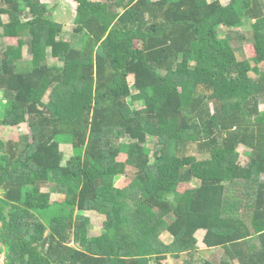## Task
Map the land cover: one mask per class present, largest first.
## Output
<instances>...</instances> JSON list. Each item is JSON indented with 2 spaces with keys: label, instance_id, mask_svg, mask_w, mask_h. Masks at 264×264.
Masks as SVG:
<instances>
[{
  "label": "trees",
  "instance_id": "trees-1",
  "mask_svg": "<svg viewBox=\"0 0 264 264\" xmlns=\"http://www.w3.org/2000/svg\"><path fill=\"white\" fill-rule=\"evenodd\" d=\"M73 1L0 0L4 264H264V0Z\"/></svg>",
  "mask_w": 264,
  "mask_h": 264
},
{
  "label": "rangeland",
  "instance_id": "rangeland-1",
  "mask_svg": "<svg viewBox=\"0 0 264 264\" xmlns=\"http://www.w3.org/2000/svg\"><path fill=\"white\" fill-rule=\"evenodd\" d=\"M43 3H45L46 5H48V8L50 9V12L48 13V15L55 21H57L58 23H60L63 28H64V32H70L72 29V24H73V15H74V10H75V6L76 3L73 0H41ZM222 3H226L228 0H221ZM250 29V26H244L242 28H240V32H245L247 30ZM233 31V30H232ZM66 33V34H68ZM233 32H232V36H233ZM236 40V39H234ZM236 44V48H237V54L238 57L240 58H245L247 57L249 60H251L252 64H255L254 61V52L252 49V45L251 42H249L248 40H244V39H237L235 42ZM5 44H16V39L15 38H6L3 37L0 33V45H5ZM19 56L23 59L22 62H26V59L28 58L27 55V51H26V47L22 46L19 49ZM251 76H254L253 72L251 73ZM128 83L130 85H132L133 83V76L129 75L127 77ZM2 99V94L0 93V116L2 115V107H3V103L4 101L1 100ZM261 109L264 108V105H261L260 107ZM31 134V129L30 127L26 124H20L18 126H14V127H9V128H5L3 126H0V138L3 141H6L8 139H12V140H16L19 136L21 135H26L27 137H30ZM60 148L62 151H64V157L65 159L68 158L71 155V151H72V147L70 144H61ZM238 151L241 153L242 159L244 160L246 155L248 154V151L240 146L238 148ZM119 183H126L128 182V177L124 176L121 177L117 180ZM197 183V182H196ZM191 185H185V184H181L178 187V191H182L185 188L190 187ZM54 188L53 184H48L44 187H42L43 191H50L51 193V200L52 201H60L63 199V194L58 193L54 190H52ZM0 196H1V191H0ZM85 216H87L89 218V233L91 235H97L99 234V232L101 231V227H102V221H103V216L100 215L97 212L94 211H87L84 214ZM1 226V224H0ZM204 231L203 230H199L196 233V237L198 239V256L203 257V258H211V257H215L217 256L216 249H211V248H207L206 246H204L202 244V237H203ZM161 239L165 242L168 243L171 240V237L168 235V233H163L161 235ZM73 244V242H70V245ZM183 259H184V255L182 257H178V258H174L171 256H168L166 260L162 261L161 264H182L183 263ZM5 261V255L3 252L0 253V264H4Z\"/></svg>",
  "mask_w": 264,
  "mask_h": 264
},
{
  "label": "water",
  "instance_id": "water-1",
  "mask_svg": "<svg viewBox=\"0 0 264 264\" xmlns=\"http://www.w3.org/2000/svg\"><path fill=\"white\" fill-rule=\"evenodd\" d=\"M1 224V223H0Z\"/></svg>",
  "mask_w": 264,
  "mask_h": 264
}]
</instances>
